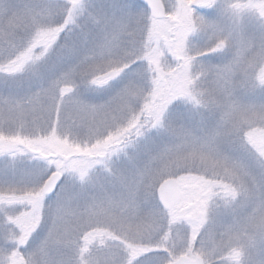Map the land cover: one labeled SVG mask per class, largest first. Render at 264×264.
Wrapping results in <instances>:
<instances>
[{
    "label": "snow or ice",
    "instance_id": "snow-or-ice-1",
    "mask_svg": "<svg viewBox=\"0 0 264 264\" xmlns=\"http://www.w3.org/2000/svg\"><path fill=\"white\" fill-rule=\"evenodd\" d=\"M0 264H264V0H0Z\"/></svg>",
    "mask_w": 264,
    "mask_h": 264
}]
</instances>
